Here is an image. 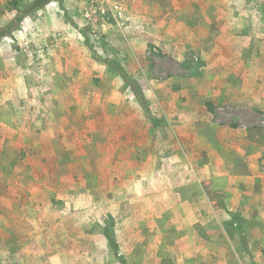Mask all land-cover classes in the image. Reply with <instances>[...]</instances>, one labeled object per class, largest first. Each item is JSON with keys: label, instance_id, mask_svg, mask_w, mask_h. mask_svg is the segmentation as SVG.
<instances>
[{"label": "rangeland", "instance_id": "obj_1", "mask_svg": "<svg viewBox=\"0 0 264 264\" xmlns=\"http://www.w3.org/2000/svg\"><path fill=\"white\" fill-rule=\"evenodd\" d=\"M11 1L0 3V13L9 11ZM29 3L20 2L18 9ZM48 4H55L56 12L63 13L73 28L80 27L84 46L74 45L61 63L49 67L54 79L50 113L42 117L44 127L48 122L50 128L46 133L51 154L49 162H41L27 158L25 133L8 129L25 126L26 121L34 126L41 122V113L34 112L40 98L32 100L26 112L24 102L9 95L17 70L8 64L13 54L20 53L19 60H25L26 53L20 52L12 33L0 41V264H264L261 186L252 193L235 183L230 186L229 179L212 166L210 180H203L198 160L192 184L185 183V166L164 180L153 171L167 154L159 148L158 159L154 150L139 152L149 164L136 163L133 171L113 163L114 176H106L103 170L109 164L82 162L86 149L94 152L85 140L93 136L99 142L105 132L73 129L82 120L95 127L97 119L73 114L69 95L79 89L93 99L101 91L100 105L107 92L125 96L129 88L124 81L113 85L121 67L128 76L141 79L137 82L143 90L149 93L156 83L155 91L162 93L150 97V141L162 140L161 132L154 131L156 125L165 124L161 102L181 104L186 92L199 115L188 153L193 151L195 157L204 153L209 159L214 131L200 120L207 102L214 108L213 121L231 124L232 118L234 126L250 124L253 135L263 140L264 110L253 113L239 99L243 94H249L252 102L264 98V0H51ZM74 14L82 15V24L75 23ZM51 22L57 24L52 23L48 44L62 29L61 21ZM31 57L34 61L37 55ZM31 67L39 73L36 60ZM145 77L149 81L144 82ZM28 84L33 92L40 91L34 81ZM169 91L176 95H168ZM125 100L133 102L132 95ZM138 141L137 136L135 144ZM119 151L111 149L116 156ZM180 151L179 145V157ZM189 168L187 164L188 173ZM239 169L243 170L241 165ZM124 173L129 177H122ZM165 186H175L177 194H168ZM30 193L33 196L28 197ZM36 196L48 213L44 224L39 222V208L35 205L32 211L27 202H35ZM11 202L19 205L18 211H9ZM26 218L31 219L29 226ZM108 233L117 242L116 251Z\"/></svg>", "mask_w": 264, "mask_h": 264}, {"label": "crops", "instance_id": "obj_2", "mask_svg": "<svg viewBox=\"0 0 264 264\" xmlns=\"http://www.w3.org/2000/svg\"><path fill=\"white\" fill-rule=\"evenodd\" d=\"M4 1L5 0H0L1 5ZM31 1L32 0H30V2ZM72 17L75 18V23L77 24H82L81 21L85 20L82 15L77 16L74 14ZM0 20V27L5 26L6 22L15 21L18 23V28L12 31L11 38L17 41L21 48L20 52L24 51L26 53L25 60H19L20 53L17 55L13 54V58L8 64L17 70V72H14L15 74L12 75L13 79L11 82L13 87L9 93L10 98L18 100V102L22 100L26 112H29L31 109V101L40 98V100L35 103L37 108L34 109L35 113H41L40 123L34 126L31 122L26 121L27 123H25V126L20 128L8 126V129L12 133H18L19 131H21L19 132L21 135L23 132L25 133L26 143L23 147L27 158L31 159L34 157L41 162H49L51 153L46 132L49 133L50 128L47 124L48 122H46V127H44L42 117L44 113L45 115L50 113L48 102L52 94L51 84L54 79L50 74L49 67L51 65L56 67L58 63H61L63 57H67V50L71 51L74 45L83 49L84 45L82 40H80V36L82 35L80 27L73 28V26L66 21L63 13L60 14L56 12L55 4H47L45 8L39 9L38 11H18L13 9L1 12ZM50 20H55L56 22L61 21L62 29L59 32L54 31L56 32L54 36L55 40H53V43L48 44L46 39L47 37L49 38L51 29H54L52 23L57 24L54 22L50 23ZM78 20H80V22ZM73 37L77 38L75 42L73 41ZM61 51H65L66 53L61 54ZM31 54L37 55L35 60L39 66V73H36L31 67V62L35 61H33ZM3 72L4 71H1V74ZM118 76L119 78H117L113 84L115 87H119L123 83V78L120 75ZM147 80L148 77L143 79L144 82ZM32 81L36 83V85H34L35 88H40V91H36V93L32 91V87L28 84V82ZM72 81L75 82V80ZM136 81L142 83L141 79H137ZM152 82L153 81H150L151 84ZM156 87L157 85L155 83L154 89H148L149 93L146 89L143 90L150 108L153 105L150 101L151 95L155 93L162 94L161 91H155L157 89ZM78 90L77 93L69 94L74 105L73 114L85 115L88 116V118L94 115L95 117L92 119L97 120L95 127L82 120L79 124L75 125L73 129L86 131L94 128L105 132L99 142L98 140L93 141V136L85 140V143L90 141V146H92L94 152L92 151L93 153L91 154L90 150L86 149V151L83 152L85 157L82 159V162L109 164L107 168L103 170L106 176H114L113 166L110 165L113 163L121 162L126 164L127 167L129 169L131 168L133 171H135L136 163L149 164L150 161H143L139 152L146 149H148L149 152L154 150V159H158L157 153L162 152H156V148H159L161 150L166 149L165 151L167 154L163 161L161 159L158 160L159 162L162 161L161 165L153 168V171L159 172V176L164 180L171 179V175L176 174L178 170H182L183 166H185L187 171L185 183L188 185L189 180V184H192L195 178V160H198L202 166L199 174L203 180H210L209 167L212 166L214 171L229 179L230 186L232 183H235L238 187L249 189L250 193L254 192L256 186H261V188L264 189V139L260 140L256 135H253L249 128L250 124L238 123L237 126H234L232 123H236V120L234 121L232 118L230 120L231 124H219L213 121L212 113L208 111L204 105L202 108L203 116L200 120L206 121L204 126L212 129L214 134L209 142V159L204 153H200L198 157H195L193 151L189 150L188 153L187 147L190 148L191 144L188 145V142H191L195 137L194 123L199 120V115L195 113V108L190 100L188 92L183 93V97H181L183 101H181V104L172 105V103L168 101L161 102L160 109L162 110L165 124L159 127L156 125L157 127L154 128V131L158 134L161 132L162 140L160 139L159 142V139L151 141L148 139L147 132L151 126V119L148 117L149 112L140 105L130 89L126 91L125 96L124 94L120 95V93L116 91L105 93L103 95L105 101H103L102 105H100L103 94L101 91H96L94 93L95 97L91 99L88 92ZM167 94L171 96L176 95V93L172 91H169ZM131 95L133 102H126L125 97H130ZM250 97L249 94L241 95L239 99L240 104L245 103L248 105L246 108L253 113L256 112V109L264 110V98L252 102ZM48 117L49 116H47V118ZM156 124L158 123L156 122ZM37 125H40V127ZM222 130H225V134H223ZM137 136L139 141L135 144L134 139ZM144 140H146L145 143H143ZM2 145L3 141H0V146ZM179 145L182 150L180 151L182 154L180 157L177 156V154H179ZM114 147L120 149V156L111 153V149ZM210 156L212 157L210 158ZM165 163L168 164L167 169L165 168ZM187 164L190 166L189 173ZM240 165L243 170L239 169ZM60 169L62 173H65L62 167ZM138 170H142V167H138ZM103 172L97 171L98 174ZM126 174L128 173L122 174V177H129ZM48 175L49 174H46V178H48ZM43 178L44 177L41 176L42 180ZM41 187L43 191V181H41ZM45 188L46 194H49L48 184H45ZM165 188L168 194H177L175 186H165ZM30 194L27 196H33ZM35 199V202H31L30 199H28L27 202L32 206V211L35 205L36 208H39V222L44 224L47 221L48 213L44 211V203L41 201L40 204L37 196ZM28 203L25 202L27 205ZM18 210L19 205H15L11 202L9 211L15 212ZM30 223L31 219L26 218L25 225L29 226Z\"/></svg>", "mask_w": 264, "mask_h": 264}, {"label": "trees", "instance_id": "obj_3", "mask_svg": "<svg viewBox=\"0 0 264 264\" xmlns=\"http://www.w3.org/2000/svg\"><path fill=\"white\" fill-rule=\"evenodd\" d=\"M20 1L22 2V0H13V1L9 2V10H13V9L17 10L19 8ZM50 1L51 0H32L27 6H25L23 8V11H27V10L36 11L38 9H42ZM18 11H19V9H18ZM17 28H18V23L15 21H11L8 24H6L5 26L0 27V41L4 37L10 36L12 31L14 29H17ZM116 70L120 74V76L123 78V81H124L126 87L131 90V92L134 94V96L136 97V99L138 100L140 105L150 114L149 104H148V101L144 95V92H143L141 85L135 79L128 76L125 73V71L123 70V68L117 67ZM205 105L210 112L214 111V108L210 103L207 102ZM108 235H109V241H110L113 249L116 251L117 250V242L114 238H112L110 236V233H108Z\"/></svg>", "mask_w": 264, "mask_h": 264}]
</instances>
